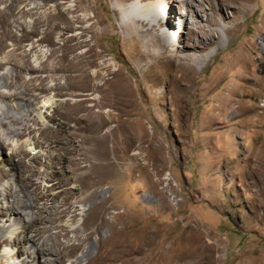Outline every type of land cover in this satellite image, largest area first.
<instances>
[{
	"label": "rangeland",
	"instance_id": "rangeland-1",
	"mask_svg": "<svg viewBox=\"0 0 264 264\" xmlns=\"http://www.w3.org/2000/svg\"><path fill=\"white\" fill-rule=\"evenodd\" d=\"M30 1L37 9L25 11ZM132 2L0 0V228L12 238L0 245V264H52V254L31 260L28 235L43 249L55 235L60 246L76 244L101 199L106 217L119 211L174 225L163 239L217 242V264H264V0L213 14L223 20L214 27L222 45L208 48L194 14L172 4L176 23L160 27L174 31L169 48L152 60L145 43L159 51L160 31L137 38L120 28ZM80 56L88 68L77 65ZM100 159L128 171L100 183L90 200L78 179ZM32 188V213L9 216ZM108 234L105 225L100 236ZM97 239L62 264H86Z\"/></svg>",
	"mask_w": 264,
	"mask_h": 264
},
{
	"label": "bare ground",
	"instance_id": "bare-ground-1",
	"mask_svg": "<svg viewBox=\"0 0 264 264\" xmlns=\"http://www.w3.org/2000/svg\"><path fill=\"white\" fill-rule=\"evenodd\" d=\"M249 1L250 0H154L148 5L139 7L138 4L141 3L142 0H136V2H132L130 10H124V20L120 28L122 32H127L137 38H143L147 33L157 32V30L160 31L156 37L162 41V45L159 44L162 47H160L159 51L154 53L155 46L150 42H146L147 50L143 56L145 59L148 58L149 60L163 58L164 51L169 48L167 38L169 40V36L173 34L174 31L160 27L166 25L168 29L173 28V24L176 23L177 18L174 17L173 14H170L172 12V4H176L185 9V12L180 13L186 16L188 14H194V19H196L193 21L192 25L198 26L200 30H202L200 38L204 40V48H208L212 45L220 47L222 45V37L216 32L214 27L218 26L223 20H214L213 14H217V12L223 10L226 12L229 10H243V6L249 4ZM30 4V8L25 11L37 9V2L30 1ZM204 4L207 5V8L204 7ZM194 9L204 15L207 26L201 25L199 14ZM206 10L208 12H206ZM168 32L170 33L169 35L167 34ZM228 32V29H223V33L226 36ZM179 33L180 30L177 31L176 40L174 44L172 43L173 45L177 46ZM79 58L80 60L77 65L81 62H86L88 68L92 63L88 57L87 60L84 56H80ZM191 61L195 64H199L204 61V58L191 59ZM187 69L188 68H184L186 71ZM89 78L92 79V76L87 72V80ZM29 92L30 90L28 88H24L21 95L25 96ZM0 97H6V95L0 93ZM2 115L4 116L5 114L3 113ZM259 115L264 117V106ZM120 169L121 166L119 163L112 161L108 162L103 159L97 160L95 163H91L87 166L84 170V174L78 179V181H82V188L84 190H90L87 198L92 200L96 198V196L99 197L97 191L98 186L108 178L118 181L123 175H126L128 170ZM0 175L3 176L2 171H0ZM154 181L153 185L156 186L157 182ZM61 185L64 186L65 183ZM76 190L77 188L75 187L71 188L72 193ZM30 192L32 195L28 196L26 199H14L11 202L7 212L9 216L18 218L20 214L23 217H27L29 213H32L30 211L31 207L39 200V194L36 193V188H32ZM162 198L163 197L160 196L161 200ZM162 205L164 204L162 203ZM108 209L109 206L106 199L99 200L97 204L89 209V223L81 224L77 227V230L83 231L84 235L76 244L60 246L55 238L57 235H55L51 240L52 247L43 249L38 247V239L35 240L34 236L28 235V242H32L30 246L31 252H29L31 260L34 261L39 257L43 258L44 255L52 254L54 257L51 263L62 264L64 257L73 256L83 245L84 241L88 240L92 235H97L98 239L96 244L98 246V253L91 258H87L86 264H128L130 259L136 257H147L152 264H217L219 262V260L214 257L215 249L219 245L217 242L205 243L185 239L168 240V236H170L175 229L174 225L167 224L163 227H159L151 223V221L146 223V221L149 220L147 219L148 216L141 217L142 219H140V221L137 219L135 221V216L133 217L132 215L125 214V212L119 211H113L110 216L106 217V215L109 214ZM35 220L36 218L30 217V219L26 221L27 228H32ZM141 221L146 224L144 223L142 226H137ZM105 225L108 227L109 234L102 238L100 236V231ZM163 237L168 238L166 240V238L163 239ZM11 239L10 237L7 238L2 228H0V245L4 242L10 243ZM86 253L88 254L89 251L87 250ZM87 254L82 255V257L88 256ZM9 262V259L5 258L4 263L9 264Z\"/></svg>",
	"mask_w": 264,
	"mask_h": 264
}]
</instances>
